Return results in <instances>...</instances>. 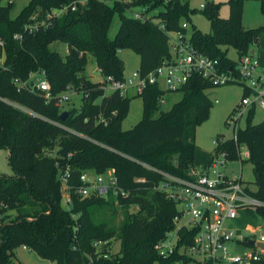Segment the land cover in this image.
I'll return each instance as SVG.
<instances>
[{"label":"trees","instance_id":"1","mask_svg":"<svg viewBox=\"0 0 264 264\" xmlns=\"http://www.w3.org/2000/svg\"><path fill=\"white\" fill-rule=\"evenodd\" d=\"M70 1L29 0L15 16H11L12 1L0 2V37L6 56V67L0 70V150L8 151L12 172L11 176L0 175V264H13L19 248L53 264H176L179 256L161 258L154 249L172 229L177 213L175 204L154 188L163 181L160 173L186 178L191 169L211 163L212 153L195 145V133L212 108L205 91L215 87L194 76L179 91L181 99L161 111L158 101L166 93L157 86H147L132 97L105 96L102 85L91 83L84 73L90 56L102 76L121 80L124 67L118 52L127 48L139 56L140 75L152 73L169 57L166 31H185L181 23L198 10L190 7V0H88L50 18L46 27L24 31L33 13L43 15ZM244 1L227 0L229 14L223 18L221 3L205 0L200 12L210 30L204 33L195 26L190 30L197 51L218 60L227 70L235 65L227 56L229 48L237 57L257 48L259 64L264 67V25L243 27ZM260 1L263 7L264 0ZM143 3L149 9L158 8L155 17L164 30L150 20L125 14L127 8ZM115 15L119 26L110 38ZM15 33H21V39H14ZM54 42L66 45L64 56L50 47ZM38 70L45 72L53 97L67 87L79 93L80 108L64 111L55 100L46 103L38 92L17 91L13 80L25 81ZM136 97L142 100V118L124 131L121 123ZM63 112L67 116L60 121ZM254 115V110L248 113L237 144L249 151L244 161L252 165L254 175L255 189L250 194L264 203V120L254 124ZM215 150L226 151L230 161L237 160L231 140ZM46 152L55 157L45 156ZM57 164L70 166L73 188L68 209L62 206ZM109 169L124 196L76 195L74 186L81 173L103 174ZM117 215L121 221L115 225ZM249 215L264 222V206ZM112 241L119 243L114 254L109 250ZM256 264H264V258Z\"/></svg>","mask_w":264,"mask_h":264},{"label":"built area","instance_id":"2","mask_svg":"<svg viewBox=\"0 0 264 264\" xmlns=\"http://www.w3.org/2000/svg\"><path fill=\"white\" fill-rule=\"evenodd\" d=\"M87 1L72 0L59 7L50 8L43 15L35 12L29 17L23 29L33 32L38 28L46 27L50 18L60 17ZM99 1L111 3L134 0ZM163 1L167 3L173 0ZM138 6L142 9L135 10L133 5L127 8L126 15L141 21L150 20L164 30V24L155 17L158 8L149 9L144 3ZM181 27L186 30L166 31L169 57L152 73L142 76L137 71L128 78L123 75L121 80H115L102 76L97 67L96 71L103 77L102 88L105 96L107 92L118 93L120 97H126L128 93L136 96L142 94L150 85L157 86L166 94L177 93L194 76H199L213 87L228 85L242 87V91L246 94L225 122L230 136H221L214 140L211 163L205 168L191 169L186 178L160 173L163 181L154 189L175 204L177 213L173 218L172 229L154 249L161 258H168L174 254L179 256L181 259L176 264H256L264 258V232L259 227L253 230L247 225L241 229L237 225L244 214L254 212L256 208L264 206V203L250 194L254 190L246 186L238 174L232 173L230 178L226 170L231 164H238L241 167L242 162L249 158L248 149L244 145L237 144V136L242 129L240 128L242 120H246L251 110L260 109L264 112V67L260 66L256 55L247 54L237 57L234 68L224 69L218 60L201 54L192 45L191 29L186 22H182ZM21 37V33L13 35L16 40ZM5 62V42L0 37V70L5 69ZM13 83L17 91L38 92L46 103L55 100L61 108L72 94L81 96L72 87H67L63 93L53 97L50 84L42 70L30 73L25 81L14 79ZM165 96L159 99V104L164 103ZM102 122L106 125L104 120ZM229 140L235 143L237 152V160L232 163L226 151L215 150L220 144ZM54 155L53 152L45 153V156L50 158H54ZM56 166L59 169L58 181L62 201L69 208L70 190L73 188L70 166L62 167L58 164ZM143 181V179L136 180V182ZM76 183L75 193L81 198L94 196L107 199L110 194L124 196L112 169L103 174L83 172L77 177ZM250 242L252 245L249 244ZM98 245L100 243L94 244V246Z\"/></svg>","mask_w":264,"mask_h":264},{"label":"rangeland","instance_id":"3","mask_svg":"<svg viewBox=\"0 0 264 264\" xmlns=\"http://www.w3.org/2000/svg\"><path fill=\"white\" fill-rule=\"evenodd\" d=\"M13 2V8L11 10V16H15L20 9L29 0H0L1 4H6L7 2ZM205 0H190V7L197 9L198 11L190 16V19L186 20L188 28L191 29L195 26L201 32H209V22L207 18L200 12L201 6L204 4ZM215 2L221 3V8L219 10V15L223 18L228 17L229 10L227 5V0H213ZM262 2L260 0H245L242 4V25L245 29L255 28L264 25V6L262 7ZM135 10H141L142 8L138 5H134ZM126 14V13H125ZM119 26V18L115 15L111 26L108 31V36L112 38L116 33ZM52 49H55L59 54L64 56L66 54V45L60 42H54L50 45ZM118 56L123 63V75L128 78L131 74L138 71L139 68V56L132 51V49H121L118 52ZM227 56L232 59H237V54L233 48L228 49ZM84 75L88 78L91 83H98L103 85V77L96 71V65L92 57H88L87 66ZM242 87L240 85H228L224 87H215L205 91V95L212 102V108L209 113L208 119L200 124L195 133V145L201 146L207 149L211 153L214 150V140L219 137H229L230 133L226 127V120L234 108L240 103L242 97ZM106 95H109L107 92ZM129 97H132L128 93ZM181 99V94L169 93L164 97V103L159 104L161 111H167L170 107ZM217 101V103H216ZM81 106V97L79 95H71L69 99L62 105L64 111L71 108L79 109ZM142 118V100L141 98H133L129 104V111L127 117L121 123V129L126 131L132 129ZM264 120V112L260 109H256L255 115L252 119L254 124L260 123ZM246 126V120H242L240 128ZM237 155V152H236ZM230 161V160H229ZM231 163L234 161H230ZM0 172V175H10V171ZM91 172V171H90ZM10 173V174H9ZM226 173L231 178L232 173L238 174L241 181L248 186L251 190L255 189L254 185V175L252 172V165L248 162H243L241 167L238 164H231L228 166ZM64 209H68V206L63 203ZM132 211L135 208H131ZM10 216H14V213H10ZM121 221V216L117 215L114 219V224L118 225ZM251 226L254 229L261 228L264 232V222L251 217L248 215H243L238 221V228L244 229L245 226ZM109 250L112 254L118 252L119 243L117 241H112L109 245ZM13 264H52L48 261L40 259L37 255L32 252H25L22 249H18L15 252V259Z\"/></svg>","mask_w":264,"mask_h":264},{"label":"crops","instance_id":"4","mask_svg":"<svg viewBox=\"0 0 264 264\" xmlns=\"http://www.w3.org/2000/svg\"><path fill=\"white\" fill-rule=\"evenodd\" d=\"M253 49V54L257 56V48H252ZM67 52V47H66V51ZM243 92V91H242ZM199 147L201 150H203L204 152H207V153H211L210 151H208L207 149H204L203 147L201 146H197ZM2 170H5L3 172H6L7 171H10L11 172V169H10V166H9V153L8 151L6 150H0V172H2ZM12 173V172H11ZM10 174V173H9ZM12 174L8 175V176H11ZM19 249H22L23 251L25 252H30L28 251L27 249L25 248H19ZM18 250V249H17ZM16 250V251H17ZM53 264V263H52Z\"/></svg>","mask_w":264,"mask_h":264},{"label":"water","instance_id":"5","mask_svg":"<svg viewBox=\"0 0 264 264\" xmlns=\"http://www.w3.org/2000/svg\"><path fill=\"white\" fill-rule=\"evenodd\" d=\"M251 54H253V49H251ZM66 116H67V112L61 113L59 116V120L63 121L66 118ZM249 244L252 245V242H250ZM260 247H262V245H260Z\"/></svg>","mask_w":264,"mask_h":264}]
</instances>
